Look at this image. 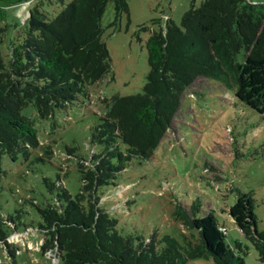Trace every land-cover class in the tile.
Listing matches in <instances>:
<instances>
[{"label":"trees","instance_id":"16d2710c","mask_svg":"<svg viewBox=\"0 0 264 264\" xmlns=\"http://www.w3.org/2000/svg\"><path fill=\"white\" fill-rule=\"evenodd\" d=\"M0 1L12 7L30 0ZM108 2L114 4L116 25L129 14L126 0H72L51 20L35 5L16 32L6 62L0 52V192L4 156L27 159L39 148L42 157L53 155L51 147L40 145L33 122L23 111L33 107L39 118L47 119L81 97L89 99L90 87L112 76L100 27ZM147 28L139 26L137 34ZM3 32L0 29V44ZM145 47L149 72L142 92L109 99L105 113L90 128L89 145L99 151L78 162L79 192L72 196L63 185L43 179L55 202L35 206L44 237L40 251L55 250L62 264H189L198 259L245 264L246 247L239 242L233 248L224 245L226 227L213 212L197 217L198 206H178L173 216L183 228L180 239L157 238L155 233L148 239L136 232L123 235L118 220L102 207L101 191L114 186L131 163L152 159L184 92L198 78L234 90L239 102L264 118V4L203 0L196 7L192 3L179 26L168 19L151 33ZM240 55L243 62L238 61ZM227 214L264 264V230L256 227L252 193L239 194ZM22 215L16 211L5 223L0 220V240L28 233Z\"/></svg>","mask_w":264,"mask_h":264},{"label":"rangeland","instance_id":"374dc122","mask_svg":"<svg viewBox=\"0 0 264 264\" xmlns=\"http://www.w3.org/2000/svg\"><path fill=\"white\" fill-rule=\"evenodd\" d=\"M71 1L38 0L28 10L38 5L51 20ZM126 1L129 14H123L116 25L113 2L106 4L100 20L112 76L90 87L89 99L81 97L47 119L39 118L33 107L23 111L32 120L40 145L51 147L53 155L44 158L39 148L27 159L2 158L0 220L5 223L8 217H15L16 211H22V221L30 230L9 236L6 242L0 240V264H62L55 250L45 254L40 251L44 237L38 230L35 206L55 202V194L48 192L43 179L63 185L72 196L79 192L78 162L99 151L89 145L90 128L105 113L109 99L142 92L149 72L148 37L163 28L168 19L179 26L191 4L198 7L203 0ZM248 1L264 4V0ZM17 10L0 1V29L4 30L0 52L5 62L16 32L26 21V13L20 18ZM141 25H146L147 31L137 34ZM238 61H244L243 55ZM101 192L102 207L118 220L123 235L136 232L148 239L155 233L157 238L169 235L180 239L183 228L173 213L178 206L190 209L195 205L199 207L197 217L213 212L224 224L227 248L239 242L247 250L244 263L260 264L255 249L227 211L239 194L252 193L256 227L264 230V118L239 102L234 90L215 80L198 78L184 92L172 126L153 151L152 159L131 163L118 174L114 186ZM189 264L213 262L198 259Z\"/></svg>","mask_w":264,"mask_h":264},{"label":"crops","instance_id":"0c3cea01","mask_svg":"<svg viewBox=\"0 0 264 264\" xmlns=\"http://www.w3.org/2000/svg\"><path fill=\"white\" fill-rule=\"evenodd\" d=\"M34 1L33 0H30V1H28V2H26V3H23V4H19V5H16V6H12L11 7V9H13V10H16V9H18L17 11H18V16H20V18H21V15L22 14H24V13H26V20H27V18H28V7L31 5V3H33ZM20 8V9H19ZM23 9H24V11H23ZM16 11V12H17ZM26 22V21H25Z\"/></svg>","mask_w":264,"mask_h":264},{"label":"built area","instance_id":"2783aa9c","mask_svg":"<svg viewBox=\"0 0 264 264\" xmlns=\"http://www.w3.org/2000/svg\"><path fill=\"white\" fill-rule=\"evenodd\" d=\"M219 230L222 231V232H225V229L224 228H220Z\"/></svg>","mask_w":264,"mask_h":264},{"label":"water","instance_id":"95a60500","mask_svg":"<svg viewBox=\"0 0 264 264\" xmlns=\"http://www.w3.org/2000/svg\"><path fill=\"white\" fill-rule=\"evenodd\" d=\"M248 1V0H247Z\"/></svg>","mask_w":264,"mask_h":264}]
</instances>
